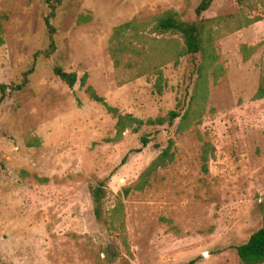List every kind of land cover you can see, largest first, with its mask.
Segmentation results:
<instances>
[{"label":"rangeland","instance_id":"1","mask_svg":"<svg viewBox=\"0 0 264 264\" xmlns=\"http://www.w3.org/2000/svg\"><path fill=\"white\" fill-rule=\"evenodd\" d=\"M199 1L63 0L55 55L39 56L26 87L0 105V264H242L235 248L264 220V99L254 98L264 82V20L215 41L222 74L209 71L205 111L182 132L176 119L115 139L116 117L52 69L87 74L122 115L146 121L184 110L199 55L166 64L157 93L155 76L117 85L109 39L115 26L167 10L192 21ZM48 11L45 0H0V85L18 83L47 48ZM228 15L264 18V8L214 0L202 17ZM141 135L152 140L147 147ZM169 139L172 160L137 190ZM98 180L106 182L104 210L123 205L125 241L94 218L89 187Z\"/></svg>","mask_w":264,"mask_h":264},{"label":"trees","instance_id":"2","mask_svg":"<svg viewBox=\"0 0 264 264\" xmlns=\"http://www.w3.org/2000/svg\"><path fill=\"white\" fill-rule=\"evenodd\" d=\"M213 1L200 0L194 10L195 19L192 21L182 19L173 10H167L149 19H132L129 22L115 26L109 39L108 52L115 71L117 85L122 86L142 77L155 76L154 88L157 93L162 91V68L166 64L171 62L178 64L180 58L184 56L199 55L200 62L195 66L196 83L184 110L173 109L165 116L143 121L130 114H119L116 108L109 106L95 92L93 87L87 85V74H83L78 79L75 73L67 72L57 64L53 65V73L70 88L74 87L79 81L80 86L85 88V93L90 99L104 106L108 113L116 117L115 139L121 138L127 130L137 134L143 127L171 126L176 119H179L178 130L185 131L194 123H198L205 111L209 71H212L214 79L222 74L219 56L214 46L215 41L229 33L264 20L258 15L252 17L228 15L203 18L202 14L211 7ZM62 2L63 0H45L49 10L44 19L48 35V46L46 49L34 54L33 64L22 73L18 83L0 85V105L7 93L19 92L26 87L28 78L33 73L39 56L50 59L55 55L57 44L54 39L56 29L53 20L56 16V10ZM236 2L242 10L248 9L251 12L256 11L258 6L264 8V0H236ZM254 98L264 99V82L259 84ZM151 141L146 135L139 137L142 148L147 147ZM30 146H39V141L34 140ZM172 147L173 141L169 139L167 147L161 151L141 176L136 185L137 190L144 188L147 183V175L151 171H154L157 167L165 166L167 162L172 160L173 154L170 153ZM209 149H211L210 145L205 143L202 148L204 169H206ZM122 162H125V158ZM89 192L95 220L116 238L125 241L122 203L118 201L111 210H104L107 195L105 180H98L96 185L89 187ZM235 249L242 264H264V220L261 227L253 232L245 243ZM195 263L196 259H191L183 264Z\"/></svg>","mask_w":264,"mask_h":264}]
</instances>
